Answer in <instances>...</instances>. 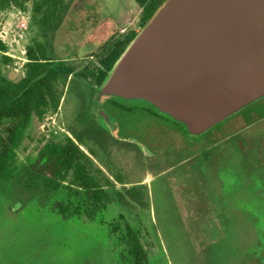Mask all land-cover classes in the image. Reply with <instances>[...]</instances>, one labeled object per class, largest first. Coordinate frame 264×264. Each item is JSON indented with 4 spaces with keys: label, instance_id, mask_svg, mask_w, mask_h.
<instances>
[{
    "label": "rangeland",
    "instance_id": "374dc122",
    "mask_svg": "<svg viewBox=\"0 0 264 264\" xmlns=\"http://www.w3.org/2000/svg\"><path fill=\"white\" fill-rule=\"evenodd\" d=\"M36 1L0 0V73L14 68L24 75L26 47L34 39L75 70L65 85L54 83L56 106L32 114L17 160L34 161L47 141H76L75 130L83 137L87 169L110 202L93 218L63 219L52 202L76 203L82 196L67 187L70 171L42 203L30 200L13 213L7 196L14 192L1 184L0 264H125L120 236L126 222L138 232L149 264H264V96L199 135L142 100L94 101L92 82L79 72L95 66L109 40L130 28L138 32L141 11L134 0H65L58 27L44 32ZM96 103L118 125L103 131L100 143L97 130L83 136L98 127ZM128 189L137 190L139 200Z\"/></svg>",
    "mask_w": 264,
    "mask_h": 264
},
{
    "label": "water",
    "instance_id": "95a60500",
    "mask_svg": "<svg viewBox=\"0 0 264 264\" xmlns=\"http://www.w3.org/2000/svg\"><path fill=\"white\" fill-rule=\"evenodd\" d=\"M96 94L145 100L190 135L205 132L264 96V0H165Z\"/></svg>",
    "mask_w": 264,
    "mask_h": 264
},
{
    "label": "trees",
    "instance_id": "16d2710c",
    "mask_svg": "<svg viewBox=\"0 0 264 264\" xmlns=\"http://www.w3.org/2000/svg\"><path fill=\"white\" fill-rule=\"evenodd\" d=\"M10 1L24 3L28 0ZM134 1L136 8L141 11L140 24L143 27L165 0ZM66 9L65 0H37L34 4V12L40 13L37 24L44 32L55 30ZM136 33L130 29L125 34L109 40L97 55L95 66H85L79 72L82 77L89 78L92 82L90 96L96 92V86ZM0 47L3 48V45L0 44ZM25 52L27 61L24 64V75L19 79L6 80L2 72L0 73V185L9 183L14 192L13 195L10 193L7 196L9 200L7 209L17 213L30 200L38 199L42 203L44 197L58 191L67 182V175L71 171L72 178L67 182V187L76 194H79L77 189H81V198L76 203L53 201L52 208L63 219L82 213L93 218L97 211L110 202V196L89 173L86 163L88 156L79 146L83 143V137L78 132L71 130L76 141L70 137L63 141H47L40 148L34 161L28 164H21L17 160V148L21 144L32 114L42 116L51 102L56 106L54 83L60 81L65 85L68 76L75 70L73 64L53 57L54 54L47 49L44 42L32 40ZM6 120L11 123L3 128ZM179 123L187 131L185 125ZM92 130L100 133L99 137L94 138L96 143H100L104 130L99 127L91 125L83 136H91ZM127 195L139 200L140 193L135 189H128ZM117 227L116 224H112L111 230L116 231ZM120 240L125 244L126 254L123 257L125 264H149L147 252L138 232L127 222L124 224Z\"/></svg>",
    "mask_w": 264,
    "mask_h": 264
},
{
    "label": "flooded vegetation",
    "instance_id": "af4514ba",
    "mask_svg": "<svg viewBox=\"0 0 264 264\" xmlns=\"http://www.w3.org/2000/svg\"><path fill=\"white\" fill-rule=\"evenodd\" d=\"M107 99V98H106ZM111 100V99H110ZM141 100V99H138ZM258 100V99H257ZM145 101V100H142ZM146 102V101H145ZM148 103V102H147ZM149 104V103H148ZM97 105V122H98V127L103 129L105 132H115L117 130L118 125L115 122V119L107 112L105 109L102 108L101 104L96 103ZM151 107H153L151 104H149ZM155 110H158L157 108L153 107ZM159 111V110H158ZM99 112H105L107 114V117H104L103 115L99 114ZM161 113V111H159ZM167 115L166 113H163ZM169 116V115H167ZM231 116V115H230ZM170 117V116H169ZM171 118V117H170ZM173 119V118H172ZM174 120V119H173ZM176 122L179 123V121L175 120ZM224 121V120H223ZM180 124V123H179ZM248 125V124H247ZM246 125V126H247ZM245 126V127H246ZM135 139V140H134ZM134 144H136L139 148H142L141 142L137 138H132L131 140Z\"/></svg>",
    "mask_w": 264,
    "mask_h": 264
},
{
    "label": "built area",
    "instance_id": "2783aa9c",
    "mask_svg": "<svg viewBox=\"0 0 264 264\" xmlns=\"http://www.w3.org/2000/svg\"><path fill=\"white\" fill-rule=\"evenodd\" d=\"M130 29H132L133 31L137 32V30H134L133 28H130ZM130 29H129V30H130ZM125 30H126L125 27L121 28V31L124 32Z\"/></svg>",
    "mask_w": 264,
    "mask_h": 264
}]
</instances>
